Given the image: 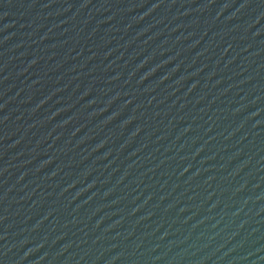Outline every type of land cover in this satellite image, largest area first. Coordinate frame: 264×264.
I'll list each match as a JSON object with an SVG mask.
<instances>
[{"label": "water", "instance_id": "1", "mask_svg": "<svg viewBox=\"0 0 264 264\" xmlns=\"http://www.w3.org/2000/svg\"><path fill=\"white\" fill-rule=\"evenodd\" d=\"M0 264H264V0H0Z\"/></svg>", "mask_w": 264, "mask_h": 264}]
</instances>
